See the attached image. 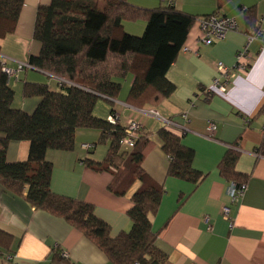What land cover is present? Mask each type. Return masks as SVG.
Here are the masks:
<instances>
[{
    "label": "crops",
    "instance_id": "obj_1",
    "mask_svg": "<svg viewBox=\"0 0 264 264\" xmlns=\"http://www.w3.org/2000/svg\"><path fill=\"white\" fill-rule=\"evenodd\" d=\"M53 1H24L14 32L0 40V55L10 58L8 65L29 62L32 55L39 54L41 44L34 39L37 10ZM128 1L145 8L167 4L159 0ZM175 5L199 18L219 11L235 18L238 29L230 30L222 40L205 44L198 42L202 33L197 20L184 45L189 51H181L167 73L176 85L169 98L157 107L138 108L127 103L133 81L129 74L122 80L119 96L100 99L94 114L108 120L117 115L123 126L130 121L144 126L152 146L142 167L165 190L151 221L157 234L156 245L167 255V264H264V155L258 152L264 139V115H258L264 103V0H230L220 10L216 0H176ZM252 7L255 19L249 30L245 12ZM123 27L127 33L141 36L146 22L125 20ZM259 27L261 36L248 45V69L232 79L226 92L206 95L204 89L219 74L216 63L233 66L237 52L248 44L249 34ZM61 81L39 68H26L8 81L15 93L13 107L33 113L41 101L40 97L23 96L25 82L43 83L51 90H59ZM151 109L183 126L171 130L194 151L193 167L202 173L198 181L168 175L171 157L164 152L158 135L165 125L145 112ZM210 121L217 124L214 138L207 137ZM100 136L97 129L80 128L72 151L49 149L46 159L54 167L52 190L93 204L94 214L110 225L115 237L132 228L128 210L133 206L131 197L142 182L135 181L126 195L118 196L109 189L114 177L111 171H96L86 165L85 159L101 162L107 155L109 146L99 143ZM85 143L92 147L83 148ZM29 149L28 141H12L7 160H26ZM229 149L241 153L236 170L249 176L245 180L246 191L234 204L227 194L232 180L224 178L219 169ZM224 204L232 207V227L222 214ZM0 209V229L13 236L9 250L0 248V264H52L55 249L66 253L71 264H113L63 218L36 209L1 183Z\"/></svg>",
    "mask_w": 264,
    "mask_h": 264
},
{
    "label": "trees",
    "instance_id": "obj_2",
    "mask_svg": "<svg viewBox=\"0 0 264 264\" xmlns=\"http://www.w3.org/2000/svg\"><path fill=\"white\" fill-rule=\"evenodd\" d=\"M24 1L0 0V40L14 32ZM159 1L167 4L145 8L128 0H54L40 6L34 39L40 42L41 50L30 57L29 63L62 81L59 90H51L43 83H24L25 98H41L33 113L13 107L15 93L0 58V183L36 209L63 218L113 264H167L168 259L156 245L157 234L151 221L165 190L142 167L151 141L142 136L132 150H126L121 146L125 126L94 114L100 99L119 96L122 80L129 74L133 81L126 102L135 107H157L175 92L176 85L167 73L199 17L178 9L176 0ZM216 1L217 10L230 2ZM245 13L250 30L255 8ZM125 20L145 21L143 34L127 33ZM258 115H264V103ZM80 128L99 130V143L109 146L103 161L84 162L96 171L113 173L109 185L112 193L124 196L135 181L142 182L128 210L132 228L118 236L113 237L110 225L94 214L93 204L51 188L54 167L46 159V152L72 151ZM158 135L164 152L171 157L168 175L198 181L202 173L193 167L194 151L170 129L161 128ZM12 141L30 143L26 160H7ZM258 152L264 155V139ZM240 154L229 149L223 156L219 169L227 180L244 182L249 177L236 170ZM12 242V234L0 229V248L9 250ZM51 263L71 264L59 249L53 250Z\"/></svg>",
    "mask_w": 264,
    "mask_h": 264
},
{
    "label": "built area",
    "instance_id": "obj_3",
    "mask_svg": "<svg viewBox=\"0 0 264 264\" xmlns=\"http://www.w3.org/2000/svg\"><path fill=\"white\" fill-rule=\"evenodd\" d=\"M199 28L201 30L202 36L198 39V42H202L205 44H210L214 41L222 40L225 38L226 34L230 30L238 29V23L235 18L229 17L219 11L214 12L210 15L203 16L198 19ZM262 29L259 27L257 30L253 31L249 34L248 44L244 46L237 52L236 58L237 61L233 66H228L222 61L216 63L218 69V76L213 80L212 85L206 87L204 89V93L206 95H211L214 93H224L226 92L228 85L238 74L245 72L248 69L249 63L248 59V45L251 40L254 38H258L262 34ZM183 52L189 51L187 47H183ZM1 61L3 65V69L5 73L8 75L9 79L12 77L18 76L19 73L23 72L26 68H33V66L29 62L23 61H15L14 65H8L10 58L6 56H1ZM145 112L149 115L157 117L164 122V125L167 129H175V127L182 128L183 126L177 125V123L173 119H168L162 117L156 110H145ZM186 118L187 115H184ZM117 115H112L110 117V121L115 122L118 121ZM186 130V128L184 127ZM217 130V124L214 121H210L207 128V137L214 138L215 132ZM125 137L121 140L122 148L126 150H132L137 141L142 136H147V133L144 129L142 123L137 121H130L125 126ZM92 144L85 143L83 144V148L90 149ZM237 148V147H236ZM238 149V148H237ZM247 189V182H237L235 180L230 181L227 187V194L230 198V203L234 204L238 201V199L244 194ZM230 204H224L222 207V214L224 218L230 221V226L232 227L234 224L232 217V209ZM62 256L66 257L67 254L62 252Z\"/></svg>",
    "mask_w": 264,
    "mask_h": 264
}]
</instances>
